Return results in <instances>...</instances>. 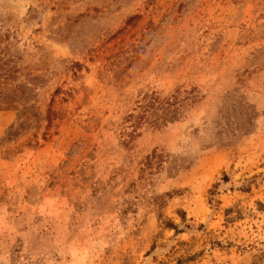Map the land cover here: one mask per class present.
<instances>
[{
  "label": "rangeland",
  "instance_id": "rangeland-1",
  "mask_svg": "<svg viewBox=\"0 0 264 264\" xmlns=\"http://www.w3.org/2000/svg\"><path fill=\"white\" fill-rule=\"evenodd\" d=\"M179 259L264 264V0H0V264Z\"/></svg>",
  "mask_w": 264,
  "mask_h": 264
},
{
  "label": "trees",
  "instance_id": "trees-1",
  "mask_svg": "<svg viewBox=\"0 0 264 264\" xmlns=\"http://www.w3.org/2000/svg\"><path fill=\"white\" fill-rule=\"evenodd\" d=\"M177 99H178L177 96H174V97L172 96V97H168L167 100L164 101L165 104H167V107H165L166 116H168L169 114H172V117H175L177 115V111H178V107L176 106ZM161 106L162 108H164L163 107L164 103H162ZM166 224L169 227L176 228L175 224L172 222H167ZM176 264H184V261L182 259H179Z\"/></svg>",
  "mask_w": 264,
  "mask_h": 264
}]
</instances>
